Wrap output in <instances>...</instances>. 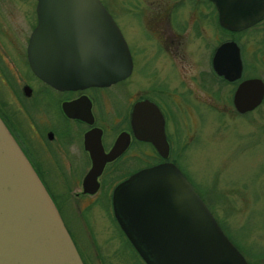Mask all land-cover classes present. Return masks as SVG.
<instances>
[{
    "label": "flooded vegetation",
    "instance_id": "obj_1",
    "mask_svg": "<svg viewBox=\"0 0 264 264\" xmlns=\"http://www.w3.org/2000/svg\"><path fill=\"white\" fill-rule=\"evenodd\" d=\"M101 4L131 62L124 78L105 86L59 89L34 75L27 45L36 25L35 0L24 8L27 33L0 27V120L52 200L83 264L81 241L83 249H98L87 221L95 208L128 242L112 210L117 184L161 163L185 176L197 138L192 123L264 106V16L238 29L223 24V13L210 0H121L122 29ZM228 15L233 23V13ZM250 79L262 82L263 95L257 106L239 113L233 95ZM100 162L94 186L85 178Z\"/></svg>",
    "mask_w": 264,
    "mask_h": 264
},
{
    "label": "water",
    "instance_id": "obj_2",
    "mask_svg": "<svg viewBox=\"0 0 264 264\" xmlns=\"http://www.w3.org/2000/svg\"><path fill=\"white\" fill-rule=\"evenodd\" d=\"M210 1L231 28L264 16L263 0ZM35 2L27 59L39 79L68 89L109 85L129 73L126 43L99 0ZM228 13H233V23L226 19L231 18ZM262 95L260 80L242 82L233 95L235 110L253 109ZM101 167L102 162L88 171V183L96 185ZM112 210L144 264H247L171 163L141 169L117 184ZM0 264H83L52 200L1 120Z\"/></svg>",
    "mask_w": 264,
    "mask_h": 264
},
{
    "label": "rangeland",
    "instance_id": "obj_3",
    "mask_svg": "<svg viewBox=\"0 0 264 264\" xmlns=\"http://www.w3.org/2000/svg\"><path fill=\"white\" fill-rule=\"evenodd\" d=\"M99 1L110 8L124 29L126 22L119 15L121 0ZM31 2L0 0L1 29L27 33L28 13L24 8ZM128 41L135 50L130 34ZM195 124L197 138L189 151L185 176L218 224L224 226L221 229L226 237L242 254L245 251L251 264H264V106L243 116L228 114ZM87 221L98 249H83L81 241L80 252L86 263L99 258L104 264H139L140 259L117 236L116 228L100 209L89 213Z\"/></svg>",
    "mask_w": 264,
    "mask_h": 264
},
{
    "label": "trees",
    "instance_id": "obj_4",
    "mask_svg": "<svg viewBox=\"0 0 264 264\" xmlns=\"http://www.w3.org/2000/svg\"><path fill=\"white\" fill-rule=\"evenodd\" d=\"M200 198L203 200L202 195H200ZM207 204H209V203H207ZM217 223H218V222H217ZM219 226H220V228H222V229L224 230V226H223L221 223L219 224ZM223 230H222V231H223ZM126 242H127V241H126ZM127 244H128V246L131 248V250H132V252L135 254V256H136L138 259H140L139 256H138V255L136 254V252L134 251V249L130 246V244H129L128 242H127ZM232 244H233V243H232ZM233 245H234V244H233ZM234 246H235V245H234ZM235 247H236V246H235ZM236 248H237V247H236ZM238 250H239V249H238ZM243 252H244V254H242L241 252H240V253H241V254L243 255V257L246 259V257H245V254H246V253H245L244 250H243ZM140 261H141V259H140ZM246 261H248V260L246 259ZM248 262H249V264H251L250 261H248Z\"/></svg>",
    "mask_w": 264,
    "mask_h": 264
}]
</instances>
